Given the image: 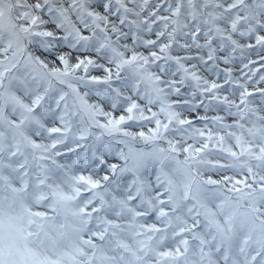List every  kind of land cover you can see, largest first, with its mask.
I'll return each instance as SVG.
<instances>
[{"label": "snow or ice", "instance_id": "1", "mask_svg": "<svg viewBox=\"0 0 264 264\" xmlns=\"http://www.w3.org/2000/svg\"><path fill=\"white\" fill-rule=\"evenodd\" d=\"M0 264H264V0H0Z\"/></svg>", "mask_w": 264, "mask_h": 264}]
</instances>
